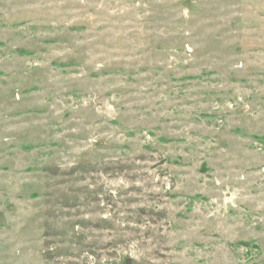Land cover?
I'll use <instances>...</instances> for the list:
<instances>
[{"label": "rangeland", "instance_id": "rangeland-1", "mask_svg": "<svg viewBox=\"0 0 264 264\" xmlns=\"http://www.w3.org/2000/svg\"><path fill=\"white\" fill-rule=\"evenodd\" d=\"M0 264H264V0H0Z\"/></svg>", "mask_w": 264, "mask_h": 264}]
</instances>
